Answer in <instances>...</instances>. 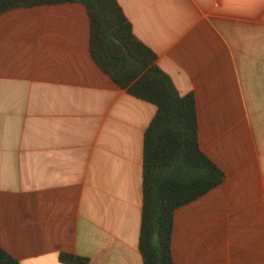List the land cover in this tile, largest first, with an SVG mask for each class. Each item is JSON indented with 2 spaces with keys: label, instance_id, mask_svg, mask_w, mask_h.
Segmentation results:
<instances>
[{
  "label": "crops",
  "instance_id": "0c3cea01",
  "mask_svg": "<svg viewBox=\"0 0 264 264\" xmlns=\"http://www.w3.org/2000/svg\"><path fill=\"white\" fill-rule=\"evenodd\" d=\"M197 103L225 182L176 211L175 264H264V0H117ZM82 4L0 17V247L21 264H144V136L157 108L93 61Z\"/></svg>",
  "mask_w": 264,
  "mask_h": 264
},
{
  "label": "trees",
  "instance_id": "16d2710c",
  "mask_svg": "<svg viewBox=\"0 0 264 264\" xmlns=\"http://www.w3.org/2000/svg\"><path fill=\"white\" fill-rule=\"evenodd\" d=\"M82 4L91 24L90 53L96 65L130 96L154 105L157 114L144 136L143 216L140 252L144 264H175V213L225 182L203 153L197 103L182 96L159 68L158 56L134 34L117 0H0L5 13L43 6ZM62 264L89 260L62 254ZM0 264H21L0 247Z\"/></svg>",
  "mask_w": 264,
  "mask_h": 264
}]
</instances>
